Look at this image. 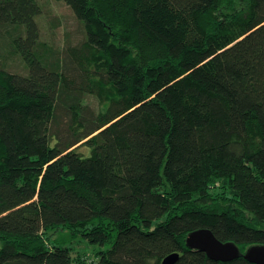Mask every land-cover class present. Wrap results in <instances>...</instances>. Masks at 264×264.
<instances>
[{
    "label": "trees",
    "instance_id": "1",
    "mask_svg": "<svg viewBox=\"0 0 264 264\" xmlns=\"http://www.w3.org/2000/svg\"><path fill=\"white\" fill-rule=\"evenodd\" d=\"M56 1L81 49L0 0V264H254L185 238L264 244V0Z\"/></svg>",
    "mask_w": 264,
    "mask_h": 264
},
{
    "label": "rangeland",
    "instance_id": "2",
    "mask_svg": "<svg viewBox=\"0 0 264 264\" xmlns=\"http://www.w3.org/2000/svg\"><path fill=\"white\" fill-rule=\"evenodd\" d=\"M42 6V13L36 18L39 27V41L45 48L61 51L67 45L81 49L84 44L82 25L76 20L71 9L62 1L38 0ZM1 55L7 57L5 68L10 71L25 73V66L17 54L7 51L4 45L0 46ZM103 98L97 99L88 94L85 102L97 110L102 108ZM81 154H89L86 147L79 149ZM73 252L86 253V261L92 259V254L97 250L94 244L84 239L77 238L72 242ZM88 254V255H87Z\"/></svg>",
    "mask_w": 264,
    "mask_h": 264
},
{
    "label": "water",
    "instance_id": "3",
    "mask_svg": "<svg viewBox=\"0 0 264 264\" xmlns=\"http://www.w3.org/2000/svg\"><path fill=\"white\" fill-rule=\"evenodd\" d=\"M185 244L190 249L205 252L214 261L226 262L243 257L251 263L264 264V244H252L241 251L236 243L217 239L207 228H197L189 232ZM176 258V253L171 254L162 261V264H173Z\"/></svg>",
    "mask_w": 264,
    "mask_h": 264
},
{
    "label": "crops",
    "instance_id": "4",
    "mask_svg": "<svg viewBox=\"0 0 264 264\" xmlns=\"http://www.w3.org/2000/svg\"><path fill=\"white\" fill-rule=\"evenodd\" d=\"M84 255H86V253H84ZM87 255H88V254H87ZM92 258H93V256H92ZM85 262H86V264H94V263H92V262H93L92 259H91V261L89 260V262L85 260Z\"/></svg>",
    "mask_w": 264,
    "mask_h": 264
}]
</instances>
